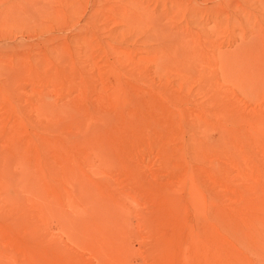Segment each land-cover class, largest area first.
Wrapping results in <instances>:
<instances>
[{
  "label": "rangeland",
  "instance_id": "1",
  "mask_svg": "<svg viewBox=\"0 0 264 264\" xmlns=\"http://www.w3.org/2000/svg\"><path fill=\"white\" fill-rule=\"evenodd\" d=\"M262 149L264 0H0V264H186Z\"/></svg>",
  "mask_w": 264,
  "mask_h": 264
},
{
  "label": "bare ground",
  "instance_id": "2",
  "mask_svg": "<svg viewBox=\"0 0 264 264\" xmlns=\"http://www.w3.org/2000/svg\"><path fill=\"white\" fill-rule=\"evenodd\" d=\"M256 137H254V139ZM256 142V145L259 144ZM256 154H254L253 157L251 156L254 161L257 156ZM248 156L249 155H247V157ZM239 158L240 157H238V159ZM247 162L250 163L251 161L243 162L242 165L245 166V163ZM246 172L248 171L246 170ZM262 172L260 179L255 178L254 176L247 177L246 174L245 177L247 178L243 179L241 183L236 182L232 185L231 183L233 182H228L229 185H232V191L229 194L225 193L223 196L219 194L217 195L213 192L215 190L214 186L211 188H207L208 186H202V188H200L197 185V188H199L198 190L201 193L200 195H203V197L207 196L209 200L207 202L205 201L203 207H201V205L199 207V203L194 201V213L191 215L189 214V208L186 209L187 213L184 222L187 225V230L185 232L184 243L182 246L184 256L186 257V262L184 261L186 264H202L200 261L202 258L207 260L208 263L206 264H236V262L238 263V260L245 256V254H247L248 257L249 255L253 256L258 262L263 261L264 168ZM207 174H210V177L212 172L210 171ZM186 190L185 200L191 204L194 200H191V189L189 187ZM229 201L232 202V206H225L224 203L227 204ZM200 212H202V215L204 214L203 219H205L207 225L198 228L202 221V218H199ZM193 226L196 228V232L191 233L190 227ZM202 255L205 256L203 257ZM209 259H212L213 262L212 260L210 262ZM238 264L245 263L240 262Z\"/></svg>",
  "mask_w": 264,
  "mask_h": 264
}]
</instances>
